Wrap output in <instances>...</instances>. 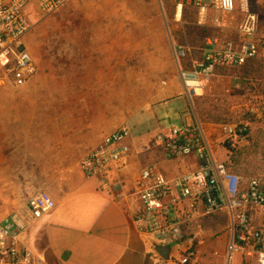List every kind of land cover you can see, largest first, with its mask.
Returning <instances> with one entry per match:
<instances>
[{
    "label": "crops",
    "instance_id": "obj_1",
    "mask_svg": "<svg viewBox=\"0 0 264 264\" xmlns=\"http://www.w3.org/2000/svg\"><path fill=\"white\" fill-rule=\"evenodd\" d=\"M250 2L264 34V0ZM43 22L48 24L46 18ZM67 40L24 39L22 47L31 53L35 73L22 85L0 83V221L12 212L26 213L28 199L47 191L54 209L30 222L21 236L22 246L40 264H177L155 251L156 241L138 229L133 213L140 207L137 180L144 166L157 163L170 177L185 165L165 160L151 145L139 147L128 135L124 142L130 154L119 171H111L110 186L83 176L80 159L125 123L124 87L115 76L111 82L102 77L99 64L94 70L92 51L87 54L79 46L74 51ZM116 47V53L108 54L118 59ZM192 50L191 61L202 56L197 47L190 46ZM214 75L232 83L235 79ZM174 83H165L162 90L172 95L160 101L185 96L180 78ZM189 158L195 167L194 156ZM208 218L195 235L207 255L216 251V233L205 224L217 222Z\"/></svg>",
    "mask_w": 264,
    "mask_h": 264
},
{
    "label": "built area",
    "instance_id": "obj_2",
    "mask_svg": "<svg viewBox=\"0 0 264 264\" xmlns=\"http://www.w3.org/2000/svg\"><path fill=\"white\" fill-rule=\"evenodd\" d=\"M68 1L0 0V67L5 82L22 85L36 71L31 53L22 47L35 25L31 16L36 15L40 21ZM173 1L178 19L183 6L190 5L195 10V25L234 32V35L206 36L197 47L202 56L191 61L189 70L181 69L178 60L190 46H173L177 73L191 114L189 111L181 116V126L160 128L153 136L151 147L158 149L165 160L185 168L169 177L157 163L144 166L137 180L140 207L133 213V220L156 243L175 249L169 258L177 264H213V256L220 254L213 251L207 255L201 250L197 246L196 230L204 218L224 217L228 239L220 264H264V171L244 177L228 168L215 153L208 131L205 132L193 107L195 89L203 91L217 68H240L250 60L264 58L259 15L252 9L250 0ZM261 110L259 114L251 108V117L264 124V107ZM208 125L219 128L223 141L214 142L222 144L228 152L248 142L252 122L247 119ZM128 135V126L122 123L101 145L88 151L79 162L83 176L100 179L104 186H110L111 171H119L130 154V147L124 142ZM191 156L196 160L195 167L189 163ZM54 207L51 195L40 191L28 199L26 213L12 212L3 217L0 264H40L22 246L21 236L30 222Z\"/></svg>",
    "mask_w": 264,
    "mask_h": 264
},
{
    "label": "rangeland",
    "instance_id": "obj_3",
    "mask_svg": "<svg viewBox=\"0 0 264 264\" xmlns=\"http://www.w3.org/2000/svg\"><path fill=\"white\" fill-rule=\"evenodd\" d=\"M195 17V10L190 5H185L181 16L176 19L173 0H69L56 12L45 17L48 24L44 26L45 18L38 21L36 15L31 16L35 25L25 41L69 39L67 41H70L74 51L78 46L87 54L92 51L94 60L90 62L93 63L94 70L99 64L102 77L108 76L111 82L112 76H115L119 84L123 83L124 121L129 129V137L139 147H143L152 145L153 136L160 128L181 126V116L187 115L189 111L191 114L185 96L176 95L160 100L172 95L162 90L164 82H170L171 85L175 84L174 80H179L172 39H184V44L195 49L206 36L217 31L198 27L195 25ZM117 44L118 59L108 54L116 53ZM87 62L90 63L89 59ZM232 78H235L233 83L214 75L202 94L199 91V96L206 95L219 100L229 112L227 123L250 119L252 126L248 142L231 150L232 153L229 154L221 147L222 144L214 142L215 139L223 141L219 128H212L207 125L209 122H201L198 116L197 118L203 124L205 132L208 131L218 158L227 159L230 155L249 152L253 165L247 164L246 169L250 171L248 174L241 172L244 177H249L264 169V124L251 117V108L259 114L262 111L264 94L263 91L259 92L258 81H245L235 75ZM3 79L0 67V83H5ZM170 89L175 90L174 85ZM193 107L195 110L194 103ZM243 160L245 161L244 158ZM217 219L214 250L220 257L213 256L211 260L220 264L224 252L221 250L228 234L225 218ZM199 228H204L202 223Z\"/></svg>",
    "mask_w": 264,
    "mask_h": 264
},
{
    "label": "trees",
    "instance_id": "obj_4",
    "mask_svg": "<svg viewBox=\"0 0 264 264\" xmlns=\"http://www.w3.org/2000/svg\"><path fill=\"white\" fill-rule=\"evenodd\" d=\"M172 33H174V30H172ZM172 41L174 46L184 45L185 42L184 39H172ZM193 52L196 51L195 50H192L190 52L187 51L183 58H179L178 61L181 69L183 70L191 69V55ZM263 68H264V58H255L253 60H250L246 65L242 66V69L237 70L234 68L232 69L217 68L215 72L225 75H233V76L237 75L240 78L244 79L245 81H253V82L258 81L259 92H262ZM195 93L198 94V91L195 90ZM193 103L195 106V111L197 113V116L201 122H209V123L217 124V123H227L229 121L228 119L229 112L227 111V108L224 107L219 100H214V98L208 97L206 95H202V96H194ZM262 144L264 148V142ZM224 145L226 146V148H228V145H226V143H224ZM228 153L231 154L232 151H228ZM227 154L225 155V157L227 156ZM242 157L245 159V161L243 160ZM226 158L227 159H220V158L219 159L223 161L228 168L240 174L242 173L248 174L250 171L246 169L247 164L253 165L252 164L253 161L251 157H249V152H246L244 154L241 153L240 155H230V157H226ZM263 171L264 169H262L261 172L259 173L257 172L252 175L263 173ZM210 218H213L218 221L217 216H211ZM217 223L218 222L213 223L212 221H210L207 224L205 223L204 224L206 228H210L216 233Z\"/></svg>",
    "mask_w": 264,
    "mask_h": 264
},
{
    "label": "water",
    "instance_id": "obj_5",
    "mask_svg": "<svg viewBox=\"0 0 264 264\" xmlns=\"http://www.w3.org/2000/svg\"><path fill=\"white\" fill-rule=\"evenodd\" d=\"M155 251L163 258L169 259V254L171 252V247L167 244L153 243Z\"/></svg>",
    "mask_w": 264,
    "mask_h": 264
},
{
    "label": "bare ground",
    "instance_id": "obj_6",
    "mask_svg": "<svg viewBox=\"0 0 264 264\" xmlns=\"http://www.w3.org/2000/svg\"><path fill=\"white\" fill-rule=\"evenodd\" d=\"M176 19H178V15H177ZM189 89H190V90L192 89V84H189ZM195 90H196V91H200V94L202 93V90L199 89V88H197V89H195ZM195 94H196V93H195ZM196 95H199V94H196Z\"/></svg>",
    "mask_w": 264,
    "mask_h": 264
}]
</instances>
